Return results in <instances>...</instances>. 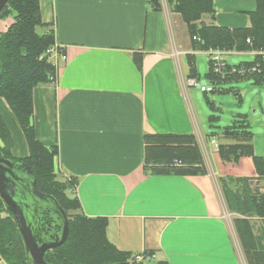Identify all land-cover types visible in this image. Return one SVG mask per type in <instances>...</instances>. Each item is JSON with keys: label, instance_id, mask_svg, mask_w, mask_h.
I'll list each match as a JSON object with an SVG mask.
<instances>
[{"label": "crops", "instance_id": "obj_1", "mask_svg": "<svg viewBox=\"0 0 264 264\" xmlns=\"http://www.w3.org/2000/svg\"><path fill=\"white\" fill-rule=\"evenodd\" d=\"M255 7V0H213L214 19L205 24L246 28ZM39 9L44 32L52 31L66 61L58 60L55 85L33 89L31 125L38 142L57 149L55 171L76 181L82 213L105 218L108 242L131 256L152 255L149 263L242 264L218 179L250 178V187L264 194V178L251 158L221 162L217 145L231 142L222 136L226 142L212 144L206 136V176L143 171L144 135L202 139L186 99L190 64L182 67L180 60L197 51L182 45L176 15L161 3L155 9L153 0H39ZM134 53L143 55L141 72ZM257 93L262 118L251 144L264 159V109ZM0 115L12 156L26 158L25 139L2 98Z\"/></svg>", "mask_w": 264, "mask_h": 264}, {"label": "trees", "instance_id": "obj_2", "mask_svg": "<svg viewBox=\"0 0 264 264\" xmlns=\"http://www.w3.org/2000/svg\"><path fill=\"white\" fill-rule=\"evenodd\" d=\"M166 2L186 25L194 52L218 50L256 53L251 62L238 66L225 65L223 77L213 73L209 61L207 77L211 82L219 84L249 79L256 87L264 85V0H255V10L248 13V27L234 29L200 22L203 16L214 19L213 0ZM153 6L159 9L158 0H153ZM12 13L15 14L14 22L0 33V98L17 121L28 156L24 159L12 156L11 137L0 115V157L16 162L22 172L32 173L38 191L53 198L67 216L66 241L60 247L47 251L44 260L48 264H129L131 254L116 250L108 242L105 235L107 220L87 218L82 213L74 193L76 181L66 180L61 183L57 180L54 170L57 149L45 148L35 137L31 125L32 92L39 85L49 84V77L55 73L45 55L46 50L55 44L54 36L52 31L37 32L38 28L45 29L41 21L39 0H9L0 13V19ZM142 59L141 53L133 54V64L139 72ZM193 68L191 64L189 76L195 80ZM253 68L255 71L251 72ZM231 69H243L245 73H231ZM237 93L240 101L239 91ZM210 118L209 122L218 121V117ZM247 118L246 115H238L235 121L238 126L226 127L222 131L223 138L231 143L218 144L217 155L224 163H237L240 158H251L255 173L259 178H264V159L254 155L251 144L253 134ZM208 137L213 139V135ZM143 143L145 174L194 177L206 176L208 173L198 141L193 135H144ZM218 183L227 210L238 215L232 224L244 263L264 264V194L250 187V178H220ZM46 216L48 224L60 233V225H53L50 214ZM250 218L258 219L259 227L256 228ZM0 264H29L17 224L1 199Z\"/></svg>", "mask_w": 264, "mask_h": 264}, {"label": "rangeland", "instance_id": "obj_3", "mask_svg": "<svg viewBox=\"0 0 264 264\" xmlns=\"http://www.w3.org/2000/svg\"><path fill=\"white\" fill-rule=\"evenodd\" d=\"M158 3H161L167 11H169L171 14H175V18L179 19L177 20L178 30L181 32L179 38L182 40L181 42L183 46L189 47V44L191 45V43L187 33L186 25L181 20L180 16L171 10V7L168 6L166 0H158ZM14 16L15 14L12 13L7 18L0 19V33H3L7 29V27L14 22ZM209 17L210 16H203L200 22L205 24V21L209 20ZM37 32L43 33L44 28H38ZM180 60L182 61V67L184 65L187 66L193 63V73L195 81L197 82V86L188 87L186 89V99L190 111L192 112L194 122L201 131L202 139L198 141V145L201 149L207 171L209 172L210 166L207 156L208 154L204 149L205 146L207 147L208 142L207 139H205L206 136L213 135V140H216L220 143L226 142V140L222 138V131L226 127L238 126V123L235 122L238 115H246L248 117L247 122H249L250 129L251 131L253 130L252 133L257 132L260 129V120L262 117L259 113V99L255 94L258 92V96H261L262 107L264 109V85L260 86L261 88H256V86H254L252 84V81L249 79L227 81L221 82L219 84L211 82L207 77L210 69V60L205 52H197L192 54V56H180ZM224 60L226 65L228 66H238L242 63L251 62L253 60V57L246 53L226 52ZM201 86L205 88H213L214 92L202 93L200 91ZM238 91L241 96L240 101L238 99L239 96L237 95ZM210 117H218V121L209 122L211 119ZM55 174L59 182L62 183L66 181L59 175V173H57V171H55ZM70 194H73V192ZM222 202L224 218L232 229V221L234 219V216L227 210L224 201ZM50 217L54 221L53 225L54 223H59L55 214L50 213ZM253 223L255 225H258L259 220L254 219ZM234 239L237 238L234 237ZM237 250L242 257V252L240 251V249L237 248ZM241 262L242 264H245L243 257ZM143 264L153 263L145 261L143 262Z\"/></svg>", "mask_w": 264, "mask_h": 264}, {"label": "water", "instance_id": "obj_4", "mask_svg": "<svg viewBox=\"0 0 264 264\" xmlns=\"http://www.w3.org/2000/svg\"><path fill=\"white\" fill-rule=\"evenodd\" d=\"M9 0H0V13ZM0 199L9 211L22 237L29 264H48L44 260L47 251L64 244L68 235L66 214L55 200L38 191L32 173L19 170L16 162L0 157ZM45 211L55 214L60 233L50 228L54 240H48L43 233L41 219ZM47 228L50 227L45 220ZM39 237V238H38Z\"/></svg>", "mask_w": 264, "mask_h": 264}, {"label": "built area", "instance_id": "obj_5", "mask_svg": "<svg viewBox=\"0 0 264 264\" xmlns=\"http://www.w3.org/2000/svg\"><path fill=\"white\" fill-rule=\"evenodd\" d=\"M209 60L211 62V69L213 71L214 74L216 75H220L221 77H223L225 75V61H224V56L226 54L225 51H218V50H210L208 52H206ZM45 55L48 57L49 61L51 62V64L53 65L54 69H55V73L53 76L49 77V84L51 85H55L56 84V80H57V66H58V60H61L63 62L66 61V56L63 53L62 49L60 46H58L57 44H54L52 47H50L49 49L46 50ZM251 72L255 71V68L250 70ZM239 73V74H243L245 73V71L243 69L241 70H236V69H231V73ZM187 87H194L197 86V82L194 79H190L187 81ZM200 91L202 93H211L213 91L212 88H205V87H200ZM212 144H215L214 140H211ZM153 259L152 255H144V254H139V255H132L129 258V263H143V262H147L149 260Z\"/></svg>", "mask_w": 264, "mask_h": 264}, {"label": "flooded vegetation", "instance_id": "obj_6", "mask_svg": "<svg viewBox=\"0 0 264 264\" xmlns=\"http://www.w3.org/2000/svg\"><path fill=\"white\" fill-rule=\"evenodd\" d=\"M17 167H18V166H17ZM47 213H48V212L45 211V218H42L40 222H41V225H42L43 233H44V235L46 236V238H47L48 240H54V237L52 236V231H51V229H50V228H52V226L49 224L50 227L47 228L46 225H45V223H44L45 220H47V216H46ZM48 214H49V213H48ZM51 236H52L53 238H52ZM38 238H39V237H38Z\"/></svg>", "mask_w": 264, "mask_h": 264}, {"label": "bare ground", "instance_id": "obj_7", "mask_svg": "<svg viewBox=\"0 0 264 264\" xmlns=\"http://www.w3.org/2000/svg\"><path fill=\"white\" fill-rule=\"evenodd\" d=\"M226 64V63H225Z\"/></svg>", "mask_w": 264, "mask_h": 264}]
</instances>
